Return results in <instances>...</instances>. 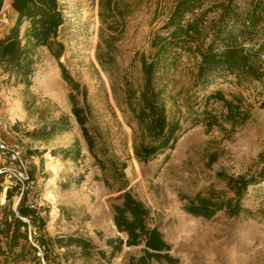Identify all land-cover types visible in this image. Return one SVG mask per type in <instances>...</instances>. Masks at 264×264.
<instances>
[{"label": "rangeland", "instance_id": "1", "mask_svg": "<svg viewBox=\"0 0 264 264\" xmlns=\"http://www.w3.org/2000/svg\"><path fill=\"white\" fill-rule=\"evenodd\" d=\"M177 1L121 0L124 23L114 30L112 18L102 21L100 0H58L64 19L57 34L65 47L61 58L39 46L28 75L0 67V142L7 148L0 151V168L7 170L0 206L8 204L12 178L28 175V183L14 189L10 207L16 208L26 191L27 204L44 217L46 224L37 231L48 246L39 250L42 264H138L144 241L128 244V234L114 222L115 206L126 191L144 203L148 226L158 227L169 244L150 264H264L263 80L239 79L222 70L209 83L196 84L199 56L188 49L195 45L178 43L166 64H176L167 78V103L180 119V138L174 148L148 161L135 154V144L146 133L128 105L127 89H141L142 56L150 60L152 40L168 35L165 24ZM222 1L202 0V7L187 18L204 12L215 18L218 11L210 10ZM234 1L239 6L246 2ZM17 19L12 0H5L0 39ZM29 26V21L22 23L21 37ZM263 38L244 45L258 49ZM108 44L112 59L104 55L102 64L98 52L106 54ZM257 57L264 70V49ZM61 63L75 87L64 77ZM218 90L249 114L244 121L242 115L230 120L226 105L208 98ZM74 102L87 117L93 148L72 111ZM212 115L218 123L210 126ZM10 151L20 152L22 161L12 160ZM238 176L256 181L242 193L240 213L232 215L227 201L235 193L228 180ZM199 194L223 209L210 217L191 213ZM71 237L90 244L64 246ZM3 260L0 253V264Z\"/></svg>", "mask_w": 264, "mask_h": 264}, {"label": "trees", "instance_id": "2", "mask_svg": "<svg viewBox=\"0 0 264 264\" xmlns=\"http://www.w3.org/2000/svg\"><path fill=\"white\" fill-rule=\"evenodd\" d=\"M5 0H0V12ZM202 0H178L165 24L169 30L168 35L156 36L151 46L154 54L150 60L142 56L143 84L139 91L131 87L127 89V102L133 116L146 136L134 146L138 159L148 161L160 152L175 147L180 138L182 125L180 119L172 114L168 108V82L170 70L176 64H166L169 54L178 43L190 41L195 46H188L189 51L199 56L197 71L194 74L196 84H207L211 75L218 71H227L235 74L239 79L263 80L264 70L258 60L257 52L264 49V38L260 40L258 49L256 45L245 46V43H255L260 36L264 37V0H246L244 6L234 3V0L218 2L215 18H206L207 13L196 15L188 19L187 15L199 9ZM12 6L18 13L17 23L11 28L6 37L0 39V67L7 70L17 69L21 74L28 75L33 67V52L39 46H47L58 59L64 54V43L57 40L59 27L63 24V14L58 0H12ZM100 15L102 21L112 18L109 23L111 29H120L124 23L125 11L121 0H100ZM208 12V11H207ZM24 21H29L23 37L20 28ZM208 37L210 40L207 41ZM25 40V42H23ZM106 54L98 52V59L103 64L104 55L111 57V45ZM24 61V62H23ZM64 77L73 84L68 76L64 64L61 63ZM222 101L228 109V118L236 120L248 113L242 112L239 104L225 98L218 90L209 95ZM73 113L81 124L84 136L90 148L94 141L86 126L87 117L83 108L74 102ZM210 126L218 123L216 116H209ZM68 154V150H64ZM80 150L76 149V156ZM4 173H0V193ZM254 179L245 176L230 178L228 185L235 196L228 199L227 205L230 214L237 215L242 210L240 197L247 187L254 183ZM22 188L20 182L14 181L8 188L6 206L0 215V253L4 255V264H42V257L38 254L40 248L47 250V240L38 235L37 231L46 224L44 217L40 216L37 208L27 204V192L23 191L16 208L10 207L14 189ZM123 202L115 206L114 222L117 228L129 236L128 244L136 245L144 241L146 248L139 258L138 264H150L151 258L159 259L161 252L169 250V244L164 240L158 227L147 224L148 208L144 203L126 191L120 195ZM224 205H218L211 197L198 195L189 208L191 213L210 217ZM32 235L33 240L29 239ZM61 241V240H59ZM63 241V240H62ZM75 242L77 246L86 248L88 240L71 237L64 246ZM44 253V258H45ZM30 261V262H29Z\"/></svg>", "mask_w": 264, "mask_h": 264}, {"label": "built area", "instance_id": "3", "mask_svg": "<svg viewBox=\"0 0 264 264\" xmlns=\"http://www.w3.org/2000/svg\"><path fill=\"white\" fill-rule=\"evenodd\" d=\"M7 150L6 145L2 142H0V151H4ZM10 158L12 160H14L15 162H19L22 161L21 156H20V152L18 151H10ZM7 170L5 167L0 168V173H6ZM19 176H14L12 179L16 182H20L22 184V187L25 186L26 183H28L29 180V176L27 175L24 176V174L22 172L19 173Z\"/></svg>", "mask_w": 264, "mask_h": 264}, {"label": "clouds", "instance_id": "4", "mask_svg": "<svg viewBox=\"0 0 264 264\" xmlns=\"http://www.w3.org/2000/svg\"><path fill=\"white\" fill-rule=\"evenodd\" d=\"M238 174V173H237Z\"/></svg>", "mask_w": 264, "mask_h": 264}]
</instances>
